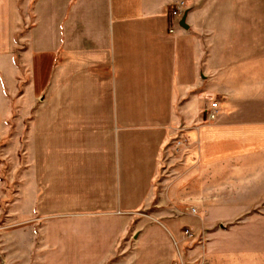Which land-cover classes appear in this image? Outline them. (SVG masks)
Returning <instances> with one entry per match:
<instances>
[{"label": "crops", "instance_id": "obj_1", "mask_svg": "<svg viewBox=\"0 0 264 264\" xmlns=\"http://www.w3.org/2000/svg\"><path fill=\"white\" fill-rule=\"evenodd\" d=\"M204 2L0 0V138L23 136L32 118L35 165L18 179L32 214L112 219L116 240L141 216L165 215L174 238V222L194 220L183 206L204 213L216 199V175L236 153L208 118L209 93L231 85L216 79L236 70L237 51L197 22ZM169 245L176 264L186 253Z\"/></svg>", "mask_w": 264, "mask_h": 264}, {"label": "rangeland", "instance_id": "obj_2", "mask_svg": "<svg viewBox=\"0 0 264 264\" xmlns=\"http://www.w3.org/2000/svg\"><path fill=\"white\" fill-rule=\"evenodd\" d=\"M204 6L209 15L197 22L216 33V46L237 51L236 70L216 79L231 85L209 93L211 106L217 105L210 122L223 123L225 151L236 153L232 166L216 175V199L206 200L204 213L183 206L180 217L189 212L194 220L174 222V238L165 215L141 216L116 240L118 223L112 219L32 214L18 180L35 165L28 118L23 136L14 128L0 138V264H170V243L186 253L176 264H264V0H205ZM180 7L173 10L181 9L182 19L187 5ZM222 58V64L232 61ZM13 119L19 127L21 118ZM241 151L249 156L240 158ZM204 174L208 189L214 183L207 169ZM221 184L230 191L221 192Z\"/></svg>", "mask_w": 264, "mask_h": 264}, {"label": "built area", "instance_id": "obj_3", "mask_svg": "<svg viewBox=\"0 0 264 264\" xmlns=\"http://www.w3.org/2000/svg\"><path fill=\"white\" fill-rule=\"evenodd\" d=\"M179 5L182 7V6L185 5V3L182 1ZM181 12H182L181 9H179V10L175 9V10L172 11L173 16L175 18H177V19L181 17ZM212 106H213V108H212ZM212 106L207 110L209 119H212L213 117H215V108L214 107H216L217 105L216 104H214V105L212 104ZM190 236H192L191 233H190Z\"/></svg>", "mask_w": 264, "mask_h": 264}, {"label": "water", "instance_id": "obj_4", "mask_svg": "<svg viewBox=\"0 0 264 264\" xmlns=\"http://www.w3.org/2000/svg\"><path fill=\"white\" fill-rule=\"evenodd\" d=\"M182 26L188 28V25L186 24V19L184 18L181 23H180Z\"/></svg>", "mask_w": 264, "mask_h": 264}]
</instances>
